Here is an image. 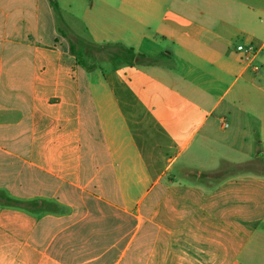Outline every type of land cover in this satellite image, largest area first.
<instances>
[{
  "label": "crops",
  "instance_id": "1",
  "mask_svg": "<svg viewBox=\"0 0 264 264\" xmlns=\"http://www.w3.org/2000/svg\"><path fill=\"white\" fill-rule=\"evenodd\" d=\"M54 1L0 0V264H264V0Z\"/></svg>",
  "mask_w": 264,
  "mask_h": 264
},
{
  "label": "trees",
  "instance_id": "2",
  "mask_svg": "<svg viewBox=\"0 0 264 264\" xmlns=\"http://www.w3.org/2000/svg\"><path fill=\"white\" fill-rule=\"evenodd\" d=\"M52 2L56 10V13L59 14L57 3L54 0H52ZM91 47H96L99 51L106 52L104 55H108L109 57H112V60L114 61L117 60L120 63H127V64L137 63L142 65V64H151L156 62V58L142 53H137L133 48H128L120 43H107L102 45L92 44ZM71 51L74 52L73 47H71ZM92 67H94V65H92ZM190 174L192 176H199L202 178L208 175L206 173L199 174L198 172H191ZM18 203L20 202L8 198L6 196H0V204L2 205H16Z\"/></svg>",
  "mask_w": 264,
  "mask_h": 264
},
{
  "label": "rangeland",
  "instance_id": "3",
  "mask_svg": "<svg viewBox=\"0 0 264 264\" xmlns=\"http://www.w3.org/2000/svg\"><path fill=\"white\" fill-rule=\"evenodd\" d=\"M77 25H78V27L80 29L79 31L83 37V39L81 38V41L86 40L87 43H90L89 42V40H90L89 35H87V33L84 32V30L82 29V27H80V25L78 23H77ZM105 53L106 52H103V54H101L96 47H88V49L86 50L87 57H84V59L87 60L88 65L91 63H94V62L99 63V62H101L100 59H102L105 56L104 55ZM88 55L91 56L92 58H89ZM102 60H104V59H102ZM104 61H106V60H104ZM104 65H106V64H104Z\"/></svg>",
  "mask_w": 264,
  "mask_h": 264
},
{
  "label": "built area",
  "instance_id": "4",
  "mask_svg": "<svg viewBox=\"0 0 264 264\" xmlns=\"http://www.w3.org/2000/svg\"><path fill=\"white\" fill-rule=\"evenodd\" d=\"M256 54H257V49L252 45H248L242 50L241 60L243 63H245L249 66H252L254 63ZM253 67H254V69L257 70V66H253Z\"/></svg>",
  "mask_w": 264,
  "mask_h": 264
}]
</instances>
